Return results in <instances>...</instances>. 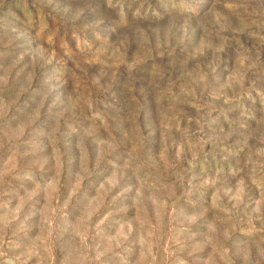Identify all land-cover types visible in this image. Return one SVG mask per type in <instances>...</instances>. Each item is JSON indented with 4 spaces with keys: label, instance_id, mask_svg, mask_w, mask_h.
Segmentation results:
<instances>
[{
    "label": "rangeland",
    "instance_id": "obj_1",
    "mask_svg": "<svg viewBox=\"0 0 264 264\" xmlns=\"http://www.w3.org/2000/svg\"><path fill=\"white\" fill-rule=\"evenodd\" d=\"M0 264H264V0H0Z\"/></svg>",
    "mask_w": 264,
    "mask_h": 264
}]
</instances>
